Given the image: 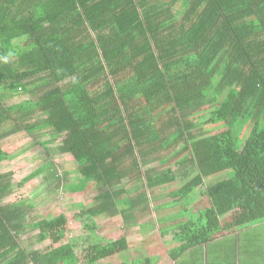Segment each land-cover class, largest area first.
Here are the masks:
<instances>
[{
	"label": "trees",
	"instance_id": "obj_1",
	"mask_svg": "<svg viewBox=\"0 0 264 264\" xmlns=\"http://www.w3.org/2000/svg\"><path fill=\"white\" fill-rule=\"evenodd\" d=\"M21 93L28 97L8 104ZM217 123L223 128L207 134ZM44 131L50 137L41 140ZM20 132L32 137L20 155L33 144L39 162L21 179L0 169V264H142L123 255L125 235L98 236L95 218L120 214L129 223L158 187L187 212L201 185L210 203L178 223L173 257L215 244L218 262L235 260L240 252L230 258L229 247L264 243V0H0V166L15 158L4 146ZM181 147L189 158L179 159ZM165 152L177 159L172 167ZM70 164L102 205L74 202L86 236L61 243L64 212L35 206L76 190L63 172ZM37 176L33 189H21ZM223 226L232 232L217 237ZM31 231L35 241L22 237Z\"/></svg>",
	"mask_w": 264,
	"mask_h": 264
},
{
	"label": "crops",
	"instance_id": "obj_2",
	"mask_svg": "<svg viewBox=\"0 0 264 264\" xmlns=\"http://www.w3.org/2000/svg\"><path fill=\"white\" fill-rule=\"evenodd\" d=\"M166 153L167 152L164 153V156L166 155ZM169 155L171 157H169ZM180 157H182V160H183V158H189L190 157L189 151H185V149L184 148L182 149V147H181L179 159H180ZM164 158L166 159L165 162L166 163L168 162L167 166L169 165L170 167H172L174 165L175 161L177 160V159H175V161H174V159H172V161L170 162V159L173 158L171 152L168 154V156L166 155ZM12 160H14V159H12ZM170 164H173V165H170ZM4 167H5V165L2 164V166H0V169L1 170L7 169V167H5V168ZM192 171H193V167L190 165L189 162L183 164L180 167V177L179 178L182 181H184V176H185L186 180L190 179V177L193 175V174H191ZM225 172H227V170L214 171L215 174H221V175L224 174ZM183 173H184V175H183ZM182 181H177V184H178V182L180 184H182ZM199 187H201V188L198 189ZM199 187H197L190 194L189 197H192V198H191V201L189 202V204L195 203L197 201V200H195L196 195L203 192L204 185H201ZM164 189H166V188L165 187H163V188L158 187L157 189H155V191L150 193L151 194L150 202L151 201L156 202L155 205L153 204L155 214L158 212L157 216H155L157 218V221L154 222L151 219V222H150L151 228L149 227V229H143L142 227L138 226L137 229L133 230V229H130L129 226H125L124 223L120 222L119 229L117 230L115 236L112 237V239H118L121 235H125L127 242H128V245H129L128 239H132V237H133L135 239L134 243L139 249V252H133V254L137 257L136 259H138V261H140L142 264H264V243L259 244L258 246L248 244V243L245 245L242 244L240 247L237 246V249L234 248V246L229 247V248H232L231 251L229 252L230 258H232L233 252H235V253L240 252V255H238L235 260L230 259L228 261L218 262L219 245H215V244H211L212 245L211 247L207 246L206 244L195 245V246L189 248L186 251V253H183L182 255H180L179 257L174 259L173 251H174V248L177 247L178 243L174 239L173 231L176 229L178 223L187 220L186 215L187 216L188 215L194 216L198 212H201L204 208H206L208 206V204L210 202H209L207 195L203 192L205 194V196H204V198H202L203 199L202 201H199L200 203H197L196 205H194L192 208L189 209V211H188V208L186 207L187 212L184 211V212L180 213V210L177 207L179 205V203H178L179 198H175V196H173V198H171L170 197V194H171L170 191L166 192L168 196H161ZM83 190H85L87 193L90 192V190L87 189V186L85 188H83ZM96 195L94 196L95 202H93V200H92L93 203L89 207H96L98 204L102 205V200L100 199V197L96 198L97 197ZM57 197L58 198H50L49 200L45 199V201L40 204L41 208L45 209L46 212L54 211L53 210L54 202H58L59 200H62L65 198V196H61V197L57 196ZM123 198L124 197L115 198L116 204L121 205V203L125 201V199H123ZM161 200L163 202L159 203ZM50 203H53V204L50 205ZM73 203L74 202L70 203V205H72ZM164 203L166 205H163ZM150 204H152V203H150ZM89 207H86V208H89ZM149 209H150V207L148 209L144 210L143 212H145V211L148 212ZM161 209H166V211H161ZM143 212H140L137 209L134 210L133 214L135 215V217L132 218L133 222L135 221L137 214H141ZM56 214H54V215H56ZM118 215H120V214H118ZM99 216L96 217L95 219L96 220L98 219L100 222H102L105 218H106L105 221H108V220L112 221L116 215L112 216L111 213H108L107 217L104 216V217L100 218ZM147 217H150V215H147ZM117 219H118V217H117ZM231 232H232V230H228V229L224 228V226H223L221 233L217 237L225 236ZM128 233L130 234V236L127 235ZM262 235L264 237V234H262ZM143 237H145V238H143ZM141 244H145V249L141 250V247H140ZM209 249H211V253H210ZM224 249H225V247H224ZM122 254L123 253H120V255H122ZM123 255L126 256L127 253H124ZM145 258H149V259H145ZM157 258H160V259L157 260ZM257 258H260L261 261L260 262H254L253 260L257 259ZM150 259L154 260V261H150ZM133 260H135V259H133ZM120 262H122V261H119V264H120ZM133 263H136V262H133ZM136 264H139V262H137Z\"/></svg>",
	"mask_w": 264,
	"mask_h": 264
},
{
	"label": "rangeland",
	"instance_id": "obj_3",
	"mask_svg": "<svg viewBox=\"0 0 264 264\" xmlns=\"http://www.w3.org/2000/svg\"><path fill=\"white\" fill-rule=\"evenodd\" d=\"M28 97V94H24L21 93L13 98H11L8 101V104L11 103H19L22 102L23 100H25ZM209 109V108H208ZM40 117H42L41 113H36L31 117L30 122L34 121V120H38L40 119ZM196 120L198 121V119L196 118ZM223 128V123H217V124H213L210 125L209 127L207 126V134H214L218 131H220ZM235 130V128H233V131ZM39 136L41 140H46L50 137V134H48V132L44 131L42 133H39ZM28 141L32 142V137H29L28 134H25L24 132H20V133H16L15 135L11 136L8 141L6 142L4 148L6 151H9L10 154H15V158L14 160H7L5 161L3 164L5 165V167H12L13 169L16 170V176L17 179H21L24 175L27 174V172L33 170L35 168V163L38 161L39 162V156H38V149L35 148V145L32 144V147L30 149H27L25 152H23L21 155L19 153V151L24 147L26 148V145L29 146ZM39 150H41V148L39 147ZM177 155H180V151L177 153ZM57 162H61L63 164L64 163H71L73 161V159H71V157L69 156H56L55 157ZM173 158L170 159V162L172 161ZM173 165V164H170ZM4 167V168H5ZM62 171V169H61ZM68 172L69 175L71 176V184H75L77 185V187H75L76 190H74L73 192H66L64 199L59 200L58 202H54L53 205V210L51 215L54 216V214H58L60 212H64V214L67 217V232L65 234V237L63 238V241L61 243H64L66 241L72 240L73 238H76L78 236H81L80 239H78L77 241L80 242L83 240L82 237L86 236V231L83 229V224H84V218L82 216H84V213H82V210H80L79 208H73L72 209V205H70V203L72 202H82L84 204V206L89 207L92 205L93 202H95L94 196L97 194L96 191V187L93 188L94 184L93 183H89L87 185V189L90 190V192H86L85 190H83L82 187V181L80 178V173L78 171V168L74 165V164H70V166L68 168L63 169V172ZM208 174V175H207ZM221 177V174H215L214 171L212 172H208L205 174L204 176V180L205 182H209L212 181L214 179H216L217 177ZM40 177L37 176L34 179L30 180L27 184H25L21 189H23L24 187H28V189H33L35 187V184L37 182H39ZM78 182V183H77ZM201 187H199L198 189H200ZM28 189L23 190V195H27L28 193ZM131 190V189H129ZM131 191H128L127 193H124L121 197H124L123 199H126L127 196H129ZM134 193V192H131ZM44 194V184H40L39 186H37L33 191L30 192V201L31 203H33L34 205V201L36 200V198L43 196ZM205 194L199 193L196 195L195 200H197L195 203H185L186 207L188 208V211L190 208H192L194 205H196L197 203H200L199 201H202L204 198ZM20 197V195H17L18 199ZM61 197V196H60ZM93 198V199H92ZM192 197H190L191 199ZM14 198L10 197V200H13ZM155 199V198H154ZM93 200V202H92ZM153 200V199H152ZM194 200V201H195ZM163 202L162 200L159 202L161 203ZM152 204H150V209L148 212H143L141 214H137V217L135 219V221H128L129 223H124V220L122 218L121 215H116L114 217V219L105 221V219L100 222L98 219L97 223H98V229H97V233L98 236H106L107 238H112L115 236L117 230L120 227V222L124 223L125 226H129L130 229H137L138 226L142 227L143 229H149L150 227V222L151 219L156 222L157 218L155 216H157V213L155 214V210L153 208V204L155 205L156 202L155 201H151ZM53 203H50V205ZM36 208H38V210H35V212H39L42 215L45 214L46 210L41 208V206L39 204H36L35 206ZM161 211H166V209H161ZM180 211H183V209H180ZM108 214H103L101 216H99L100 218L102 217H107ZM147 215H150V217H147ZM118 217V219H117ZM225 219H222V221L224 222ZM261 227H256V230H260ZM36 234V231H31L27 234H24L22 237H26L28 235H30V238L32 241L34 240V237ZM127 235L130 236V234L128 233ZM132 237V236H131ZM136 237V236H135ZM145 238V237H143ZM158 239V238H157ZM129 240V245L127 248V255L129 257H133L134 254L133 252H139L138 247L135 245L134 243V238L132 237V239H128ZM46 243H38L37 247H41L42 249L46 248L49 246L48 243L46 245H44ZM81 243L78 245V247L76 248V252H80L82 246H80ZM141 250L145 249V244H141L140 245ZM124 252V251H123ZM121 252V253H123ZM137 257H133V259H136ZM80 259L82 260L83 258L80 257Z\"/></svg>",
	"mask_w": 264,
	"mask_h": 264
}]
</instances>
